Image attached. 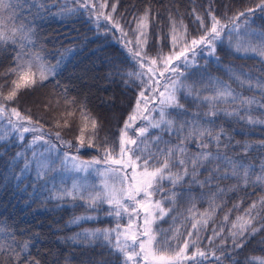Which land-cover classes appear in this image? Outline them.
I'll return each instance as SVG.
<instances>
[{
    "label": "snow or ice",
    "instance_id": "1",
    "mask_svg": "<svg viewBox=\"0 0 264 264\" xmlns=\"http://www.w3.org/2000/svg\"><path fill=\"white\" fill-rule=\"evenodd\" d=\"M71 3L72 7L67 0L62 7L54 5L59 7L54 15L69 17L83 11L97 29L103 22L105 35L119 30L116 38L123 42L137 68L124 75L139 91L115 141L101 137L100 122L82 108L74 141L65 140L61 135V130L70 126L68 118L75 115L74 112L61 113L54 119L53 127L58 129L55 132L46 129L39 119L34 120L11 105L21 90L34 88L55 76L59 62L52 65L43 56L36 39L35 21L21 20L16 12L18 0H0V45L14 49L13 66L0 73V77H14L7 81L6 93L0 90V141L7 142L13 137L23 141L26 133H32L26 146L31 149V158L26 152L16 154L24 160L20 175L32 169L40 187L47 188L51 183L52 187L47 188L50 199L82 201L93 211L109 206L105 215L117 219L114 228L84 229L69 238L89 245L99 241L111 257L105 264H204L210 257L220 262L226 255L233 264H241L233 253L242 250L250 238L264 230V196L253 200L230 220L233 209L239 211V205L234 204L223 215L219 226H216L215 215L222 207L226 190H236L241 185L264 187V160L256 165L245 162L240 156H230L227 149L231 141L225 142L227 132L216 121L222 113L249 125H264V119L251 114L257 110L264 113V79L226 69L241 88L259 92V97L244 96L228 82L210 74L207 80L213 94L201 95V89L194 90L188 80L199 74L203 82L206 77L200 72L197 56L201 52L214 56L217 42L227 38L232 43L233 35L236 36L235 51L264 58V31L252 27L257 11L264 18V0L225 19L209 8L210 22L206 25L203 18L197 16L201 29L195 35L188 32L182 20L177 22L170 17L169 50L165 52L160 47L155 54L148 51L150 9H145L132 21L135 27L131 29L133 38L129 39L124 26L113 16L115 4L109 5L107 0H71ZM47 4L48 0H41L39 4H30L29 8L50 11ZM133 43L135 49L131 47ZM3 88L0 84V89ZM203 90H209L208 84ZM181 93L194 102L204 103L207 110L189 113L180 103ZM229 104L230 108L220 106ZM170 111L181 119L171 116ZM153 131L158 134L153 135ZM53 136L55 142L50 138ZM190 144L197 150L191 151ZM59 145H63V149ZM241 147L246 153L252 145ZM256 147L264 148V141L258 142ZM89 149L98 150L101 155L83 159L80 151ZM89 169L96 170L99 184L89 182ZM201 169L207 173L203 179H200ZM66 173L73 174L70 183L64 179ZM76 173L85 175L76 176ZM15 178L19 180L20 176ZM230 179L237 184L231 189L220 187V181ZM192 185L209 189L206 197L209 207L203 212L196 209ZM212 188L216 190L212 192ZM178 197L191 202L187 214L176 210ZM202 198L205 197L202 195ZM217 199L221 203H217ZM125 218L126 223L120 224L119 220ZM94 219L95 216H76L70 223ZM210 221L214 225L211 229ZM165 223L167 228L163 227ZM27 247V244L20 245L14 233L0 225V264H5L4 256L11 264H39L23 254ZM244 264H264V255L246 257Z\"/></svg>",
    "mask_w": 264,
    "mask_h": 264
},
{
    "label": "trees",
    "instance_id": "2",
    "mask_svg": "<svg viewBox=\"0 0 264 264\" xmlns=\"http://www.w3.org/2000/svg\"><path fill=\"white\" fill-rule=\"evenodd\" d=\"M52 1L48 0L47 4L50 11H38L35 7L22 8L19 16L21 20L35 21L36 39L43 56L52 65L59 62L56 75L50 76L34 88L21 90L12 105L26 115H31L34 120L39 119L45 128L52 131L58 130L53 127L55 118H59L61 113L74 112L75 115L68 118L70 126L61 130V135L65 139L73 141L78 135L82 108L100 122V136H106L110 142L115 141L139 91L136 84L124 75L127 71H136L134 62L115 34L105 35L104 30L97 29L81 14L69 17L54 15L58 11L56 6L51 4ZM23 2L25 5L39 4L41 0ZM107 2L109 5L115 4V17L124 27L129 28L135 27L132 23L135 18L142 15L145 9H150L147 42L148 48L156 51L160 47H163V50L169 48L170 17L177 22L182 20L188 32L195 35L197 30L201 29L197 16L202 17L206 25L210 22L207 14L209 8L218 17L225 19L226 16L230 17L245 7H254L258 0H107ZM252 27L264 31V18L259 11L255 14V23ZM229 46L231 47L222 48L217 45L216 54L199 63L200 72L204 73L205 80L201 82L197 74L189 78V83L193 84L195 89H201V95H211L213 94L211 85L207 80L210 74L228 82L244 96L259 97V92L241 88L230 78L226 69H233L237 74L242 71L264 79V58L251 53L237 52L232 44ZM13 55L12 46L0 45V73L13 66ZM118 72L120 74H117ZM13 78L0 77V84L4 85L0 90L6 93L9 90L7 81ZM205 84H208V91L203 90ZM180 103L189 113L207 110L204 103L194 102L191 97L180 96ZM220 106L231 107L230 104ZM251 114L264 119V113L259 110ZM175 118L181 119L177 114ZM216 122L227 132L225 142L227 143L229 139L231 141V146L227 149L230 156H240L245 162L256 165L264 160V148L256 147L258 142L264 141V125H249L244 121L225 117L222 113ZM168 138L165 134V139ZM245 144L252 145L246 153L241 147ZM189 148L191 151L197 150L192 144ZM21 151L15 142L8 144L0 141V225L14 233L20 245L27 244L28 247L23 254L31 260L38 261L39 264H105L111 257L99 241L95 245H89L86 242H74L69 238L87 227H92V223L99 228H110L114 222L104 215L92 220L90 227L87 225L89 222L85 221L79 224L70 223L73 217L79 216V203L71 204L67 200L50 199L36 181L29 179L24 173L21 176L23 158L16 156ZM79 154L82 158H91L100 152L89 149L81 150ZM200 171V179H203L207 173L204 169ZM15 176H20V179L17 180ZM219 183L221 188L231 189L237 181L230 179ZM167 187L169 185L166 183L165 188ZM215 190L211 189L212 192ZM208 194L207 187L192 185L191 195L195 197L196 209L199 212L209 207L206 198ZM202 195L205 198H202ZM261 196H264L262 186L241 185L236 190H226L222 207L215 215L216 226L220 225L223 215L232 209L234 204L239 205V211L233 209L230 220L235 219L236 215L241 214L253 200ZM217 203L221 201L217 199ZM190 206L191 202L187 198H177L175 208L178 212L187 214L186 209ZM213 226L210 221L209 229ZM163 227L167 228L168 224H163ZM227 230L225 227V232ZM262 250L264 230L250 238L245 247L233 255L237 261L244 264L246 257L264 255ZM3 259L5 264H11L7 256ZM204 264H233V261L226 255L220 262L210 257Z\"/></svg>",
    "mask_w": 264,
    "mask_h": 264
},
{
    "label": "rangeland",
    "instance_id": "3",
    "mask_svg": "<svg viewBox=\"0 0 264 264\" xmlns=\"http://www.w3.org/2000/svg\"><path fill=\"white\" fill-rule=\"evenodd\" d=\"M65 2H66V0H53L51 2V4H54V5L56 4V5H59L60 7H62ZM67 2H68L69 7H72L73 6L72 3H71V0H67ZM18 3H19V7H17L16 12L18 13V15H20V12L22 11V8H29V5L30 4H26L25 5L24 2H23V0H18ZM56 11H59V7H56ZM107 11H110V8ZM79 14L84 15L87 18V16L83 13V11H81V13H79ZM113 16H114L115 19H117L114 14H113ZM124 28H125V31L128 33V38L129 39H132L133 38V34H132V30H131L132 28H129V27H124ZM100 29L104 30L103 22H102V26L100 27ZM114 34H115L116 37H118L120 35L119 30L118 29L115 30ZM119 41H120V43L124 47L123 42L121 40H119ZM232 41H233L232 43H229L228 39L227 38H224V39H222V41L217 42L216 47H217V45H219L222 48L223 47L228 48V47H231V46H229V44H232L235 47V41H236V36L235 35H233ZM131 47H133V49H135L136 48L135 43H133L131 45ZM168 47H170V44H169ZM168 50H169V48H167L164 51L167 52ZM148 51H149V54H155V51H153V50H151L149 48H148ZM215 54H216V50H215ZM129 55L131 56L130 53H129ZM210 57L211 56H207L203 52H201V54L197 56V60L200 63L202 61H205V60L209 59ZM133 62H134V60H133ZM133 65L135 67V70H137L136 65H135V62H134ZM188 83H189V81H188ZM194 90H195V87H194ZM180 96H185V95L183 93H181ZM11 106H13V105H11ZM170 114H171V116L175 117L176 112L170 111ZM46 129H48V128H46ZM48 130H50V129H48ZM50 131H52V130H50ZM52 132H55V131H52ZM152 134L153 135H156L158 133L155 132V131H153ZM31 136H32V133H26L25 134V139L23 141H20L16 137H13L11 140L7 141V143L8 144H11V143H14V142L17 143L18 146H19V148L22 149L21 152H26L27 156L29 158H31V149H28L26 147L28 145V143L30 142ZM50 138L53 139V141L55 142V137L54 136L53 137H50ZM65 140H67V139H65ZM59 147H61L63 149V145H59ZM71 151H74V149H72ZM100 155L101 154H98V155H95V156L99 157ZM83 159H90V158H83ZM22 164H23V166H22V169H23L24 168V160H23V163ZM96 167L97 168H102L101 165H97ZM24 174H26L29 179L36 181L35 180V171L34 170H32V169L26 170V171H24ZM75 175L76 176H84L85 174L84 173H76ZM72 176H73L72 173H66L64 179L67 182L70 183L71 182V179H72ZM87 179L89 180L90 183H94V184H99V181H100V177L97 175L95 169H89L88 174H87ZM57 182H59V177H57ZM51 187H52L51 183L47 185V188H51ZM42 188H43V191H45L50 196V193L47 191V188H44V187H42ZM64 200H67L71 204L76 203V202L79 203V206H78L79 216H95L96 218H98L100 216H104L105 215V212H107L109 210V206H107V205H103L100 211H93L92 209L87 208L86 205L82 201H71L70 199H67V198L64 199ZM108 217H110L111 220L114 222L113 223V226L110 227V228H114L115 225H116V223H117V219L115 217H112V216H108ZM85 222H87V223L89 222V224H87V225L90 227V224L93 221L92 220H85ZM119 223L120 224L126 223V218L125 219H120L119 220ZM91 225H92V227H90V228L87 227L86 229H96V228H99L97 225L95 226L94 223H92ZM101 229H103V228L101 227Z\"/></svg>",
    "mask_w": 264,
    "mask_h": 264
}]
</instances>
